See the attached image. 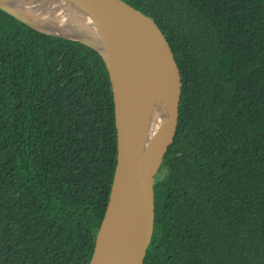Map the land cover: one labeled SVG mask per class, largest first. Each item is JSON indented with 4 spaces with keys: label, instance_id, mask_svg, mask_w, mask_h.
I'll list each match as a JSON object with an SVG mask.
<instances>
[{
    "label": "trees",
    "instance_id": "trees-1",
    "mask_svg": "<svg viewBox=\"0 0 264 264\" xmlns=\"http://www.w3.org/2000/svg\"><path fill=\"white\" fill-rule=\"evenodd\" d=\"M181 77L144 264H264V0H122ZM102 57L0 10V264H89L116 164Z\"/></svg>",
    "mask_w": 264,
    "mask_h": 264
},
{
    "label": "water",
    "instance_id": "water-1",
    "mask_svg": "<svg viewBox=\"0 0 264 264\" xmlns=\"http://www.w3.org/2000/svg\"><path fill=\"white\" fill-rule=\"evenodd\" d=\"M96 14L106 59L92 35L49 33L0 10L40 33L77 42L103 59L112 93L116 164L89 264H144L154 226L155 177L178 125L181 77L172 51L157 25L122 0H71ZM160 97L147 113L141 103L153 82Z\"/></svg>",
    "mask_w": 264,
    "mask_h": 264
},
{
    "label": "bare ground",
    "instance_id": "bare-ground-1",
    "mask_svg": "<svg viewBox=\"0 0 264 264\" xmlns=\"http://www.w3.org/2000/svg\"><path fill=\"white\" fill-rule=\"evenodd\" d=\"M16 15L49 33L70 32L92 35L96 47L107 59L105 41L100 32L96 14L81 3L71 0H0ZM161 83L155 81L142 100L141 110L149 112L160 97Z\"/></svg>",
    "mask_w": 264,
    "mask_h": 264
},
{
    "label": "rangeland",
    "instance_id": "rangeland-1",
    "mask_svg": "<svg viewBox=\"0 0 264 264\" xmlns=\"http://www.w3.org/2000/svg\"><path fill=\"white\" fill-rule=\"evenodd\" d=\"M2 11V10H1Z\"/></svg>",
    "mask_w": 264,
    "mask_h": 264
}]
</instances>
